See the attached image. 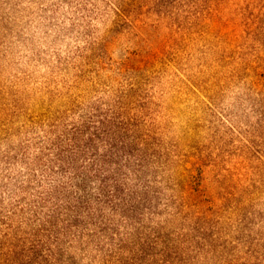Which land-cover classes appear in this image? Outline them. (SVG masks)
I'll return each instance as SVG.
<instances>
[{
  "label": "rangeland",
  "instance_id": "374dc122",
  "mask_svg": "<svg viewBox=\"0 0 264 264\" xmlns=\"http://www.w3.org/2000/svg\"><path fill=\"white\" fill-rule=\"evenodd\" d=\"M0 264H264V0H0Z\"/></svg>",
  "mask_w": 264,
  "mask_h": 264
}]
</instances>
